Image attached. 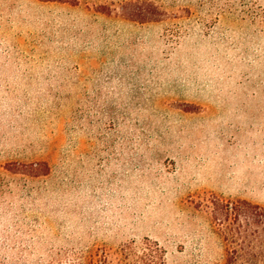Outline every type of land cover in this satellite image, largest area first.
Here are the masks:
<instances>
[{
    "label": "rangeland",
    "instance_id": "374dc122",
    "mask_svg": "<svg viewBox=\"0 0 264 264\" xmlns=\"http://www.w3.org/2000/svg\"><path fill=\"white\" fill-rule=\"evenodd\" d=\"M237 202L264 209V0H0V264H264Z\"/></svg>",
    "mask_w": 264,
    "mask_h": 264
},
{
    "label": "trees",
    "instance_id": "16d2710c",
    "mask_svg": "<svg viewBox=\"0 0 264 264\" xmlns=\"http://www.w3.org/2000/svg\"><path fill=\"white\" fill-rule=\"evenodd\" d=\"M241 206H245L247 210L244 212L243 209L239 208ZM226 210H227L226 215H228V213L230 212H233V215H235L236 218H239L241 215L245 214V216H247V218L250 221H252L253 224L258 225V226L259 224L264 225V209L258 205H253L248 202H237L234 204L229 203L226 206ZM156 253H157V256L155 258L156 260H158V264H164L163 255H162L161 250L158 248V245H156ZM90 264H98V263L91 261ZM110 264H114V263L110 262ZM116 264H139V263H137L135 260L133 261L132 254L123 250L119 254V258Z\"/></svg>",
    "mask_w": 264,
    "mask_h": 264
}]
</instances>
